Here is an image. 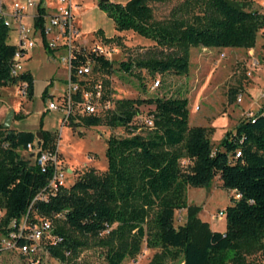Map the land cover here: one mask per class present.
<instances>
[{
  "label": "trees",
  "instance_id": "1",
  "mask_svg": "<svg viewBox=\"0 0 264 264\" xmlns=\"http://www.w3.org/2000/svg\"><path fill=\"white\" fill-rule=\"evenodd\" d=\"M166 1L98 2L118 31H132L155 42L152 50L120 62L121 69L184 75L189 70L191 47L251 49L261 35L264 18L250 8L251 0H184L171 18L155 20L150 3ZM40 5L33 25L41 30L44 50L52 54L55 50L43 32L45 10ZM8 38L9 29L0 22V86L25 83V96L31 99L34 78L27 70L12 74L17 46ZM88 61L93 66L86 77L100 68H111V61L103 55L77 46L71 60L73 79L76 69ZM90 81L81 83L89 87ZM47 87L43 98L48 96ZM106 100L111 106L104 118L86 115L81 124L122 127L127 136H109L106 169L83 173L71 187L52 191L48 185L53 166L48 164L43 170L36 161L22 156V151L29 150L28 144L36 150L35 132L7 128L0 132V208L4 209L0 235L17 232L22 218L30 225L39 223L37 218L46 219L55 240L48 237L44 248L58 263H66L68 255L78 256L90 244L102 250L104 264L135 258L143 244L156 250L148 264H249L250 255L264 256V105L227 130L214 147L212 128L188 125L187 98ZM72 101L78 103L80 95H74ZM143 104L153 106L148 113L153 115V125L146 126L150 131L145 136L139 133L145 124L137 117ZM40 132L39 151L58 157L57 133ZM216 176L225 189L240 194L239 198L232 195L223 209V232L213 230L199 216L201 206L186 202L188 186L209 187ZM176 210H185L184 220L179 219L177 225ZM16 242L18 246L32 243L21 237ZM31 261L47 264L36 255Z\"/></svg>",
  "mask_w": 264,
  "mask_h": 264
},
{
  "label": "rangeland",
  "instance_id": "2",
  "mask_svg": "<svg viewBox=\"0 0 264 264\" xmlns=\"http://www.w3.org/2000/svg\"><path fill=\"white\" fill-rule=\"evenodd\" d=\"M99 1L71 0L73 23L78 30L74 39L75 45L90 51L95 44H99L103 48L99 55L111 61L110 69L100 68L86 77L92 81L90 85H93L94 81L102 82L103 85L102 98H93L97 106L95 114L104 118V101L109 98L184 97L188 100V125L212 128L210 138L216 147L227 130L233 129L240 120L248 117L250 113L257 112L264 105V38L261 35H258L257 43L251 49L191 47L189 70L184 75L173 72L151 75L145 69L138 68L127 72L120 68V62L152 50L155 42L132 31H118L113 20L98 6ZM110 1L125 3L127 0ZM183 1L150 3L154 19L161 21L171 18ZM44 4L49 12L58 10L56 0H44ZM263 4L264 0L250 1V8L262 14L264 18ZM9 35L8 41H15L12 31ZM109 38L110 40L106 41ZM47 39L49 40V37ZM36 40L21 64L22 70L29 71L34 78V95L31 99L21 95V86L18 84L0 86V125L3 124L7 113L13 109L14 113L7 129L33 132L43 129L56 132L57 165L63 173V187H71L79 176L89 170L97 173L104 171L107 167L106 139L109 136L124 137L127 133L122 127H87L81 124V118L87 114L78 103L71 106L70 116L61 109L48 110V101H53L59 107L65 105L63 95L68 68L61 58L63 47H58L52 55L44 50L38 37ZM90 63L93 66V62ZM156 81H159L158 85H155ZM44 83L45 87L48 86V96L45 98L42 97L45 87L41 90ZM139 109L141 115H146L153 106L143 104ZM3 129L5 128L2 126L0 132H3ZM149 131L146 125L139 128V133L143 136ZM36 153L35 149L21 152L22 156L31 162L36 161ZM186 162L187 160H184L182 163ZM231 196V191L222 186L218 176L209 187L188 186L186 189L187 204L201 206L200 215L212 219L214 228L222 226L224 217L220 219L218 213L231 202ZM3 213L4 209L0 208V217ZM182 213L183 210L175 211L176 225L180 222ZM40 219L37 218V221ZM31 226L22 218L18 230L22 229L28 234ZM17 232H12L8 237L0 235V264H29L33 255L41 256L47 264L54 261L44 248L49 240L47 236L44 241L35 242L36 249L28 252L17 247V242L12 237V234ZM101 251L90 244L87 248H81L76 257L66 253V263L59 264H104ZM155 251L143 244L135 258H126L122 264H148ZM247 260L249 264H264V256L259 253L250 255Z\"/></svg>",
  "mask_w": 264,
  "mask_h": 264
},
{
  "label": "built area",
  "instance_id": "3",
  "mask_svg": "<svg viewBox=\"0 0 264 264\" xmlns=\"http://www.w3.org/2000/svg\"><path fill=\"white\" fill-rule=\"evenodd\" d=\"M58 3V10L54 13H47L45 10V4L42 0H0V22L3 23L8 29L9 33L14 32L15 36V45L17 49L15 51L12 66V74L16 75L22 71V59L27 55L30 48L34 46V42L37 41L36 37L42 40L41 30L35 28L33 25L34 18L37 14L38 5L44 7L45 14L43 16V32L47 39L49 37L48 45L50 48L56 50L58 47H63L61 58L68 68V80L66 83V89L64 93L65 105L62 107L57 106L53 101L47 102L48 110H57L61 109L70 114L71 106L73 105L72 98L74 95H80V101L78 104L82 107L83 111L87 115H95L97 111V106L93 102V98L101 99L103 94V85L101 82L95 83L92 88L89 89L88 86H85L81 81H87L86 75L92 72V66L90 65L91 61L86 62L83 65H80L76 72L74 73L75 79L72 78L71 74V60L73 57V49L77 47L74 43V39L78 34V30L73 23L74 12L73 5L71 0H56ZM36 7V13L32 18V23L29 24L26 22L27 11L29 7ZM264 7V4L262 5ZM261 35L264 38V24L261 28ZM91 53L99 55L103 52V48L99 44H95L92 49L89 51ZM87 83V82H86ZM85 83V84H86ZM159 81H156L155 85H158ZM20 94H26V84L20 88ZM111 106L109 100L104 101V107L107 109ZM249 117L253 116V113L248 115ZM140 122H143L146 126L151 127L153 125V115H139L137 116ZM28 149H31V145H27ZM36 164L39 165L43 170H45L46 165L53 166L52 177L49 181V187L52 191H56L59 187L63 186V173L60 171V167L57 165V156L51 154L47 151H39V147L36 148ZM240 154L237 151L236 156ZM234 198H239L240 194L237 192L232 193ZM219 218L224 217V210L222 209L218 213ZM51 232V223L44 219L40 220L39 223H36L30 227V233L25 234L22 229H19L16 234H12V237L16 240L17 238H25L32 241L31 244H23L18 246L20 250L23 251H34L36 249L35 242H40L49 237L53 242L54 237L50 236ZM11 235V234H10ZM1 245V242H0ZM15 246V244H14ZM33 264V262H29ZM50 264H59L57 261H52Z\"/></svg>",
  "mask_w": 264,
  "mask_h": 264
},
{
  "label": "crops",
  "instance_id": "4",
  "mask_svg": "<svg viewBox=\"0 0 264 264\" xmlns=\"http://www.w3.org/2000/svg\"><path fill=\"white\" fill-rule=\"evenodd\" d=\"M34 1H39V0H34ZM43 1V3H44V0H42ZM45 7V10H46V12L47 13H54V12H49L48 10H47V7H46V5L44 6ZM35 13H36V7H33V6H31V7H29L28 8V11H27V17H26V22L27 23H29V24H31L32 23V18H33V16L35 15ZM14 33V32H13ZM10 34V33H9ZM10 36V35H9ZM14 39H15V36H14ZM39 40H40V38H39ZM40 42H41V40H40ZM10 43H13V44H15V41H13V42H10ZM42 44V43H41ZM56 53V51H54L53 53H52V55H54ZM28 54V53H27ZM22 71H24V70H22ZM67 80H68V75H66V83H67ZM45 85H46V83H44V85H42V89L41 90H43V88L45 87ZM34 92H35V81H34ZM42 92V91H41ZM190 204V203H189ZM197 205V204H196ZM227 205H225L224 207H223V209L226 207ZM199 216L203 219V220H205V221H207L209 224H210V227L213 229V230H217V231H220V232H223L224 230H225V218H223L222 220H223V224H222V226L220 227V228H214L213 227V225H212V223H213V220L212 219H210V218H208V217H202L201 215H200V212H199ZM180 218H181V220L183 219L184 220V218H185V210H183V213H182V215L180 216Z\"/></svg>",
  "mask_w": 264,
  "mask_h": 264
},
{
  "label": "water",
  "instance_id": "5",
  "mask_svg": "<svg viewBox=\"0 0 264 264\" xmlns=\"http://www.w3.org/2000/svg\"><path fill=\"white\" fill-rule=\"evenodd\" d=\"M100 1H108V0H100ZM13 113H14L13 109L10 110V111L7 113V115H6L5 119H4V122H3V124H2L3 128H7V127H9V125H10V123H11V118H12ZM35 134H36V136H37V138H38V140H37V145L39 146L40 143H41V137H42V135H41V132H40V131L35 132Z\"/></svg>",
  "mask_w": 264,
  "mask_h": 264
}]
</instances>
